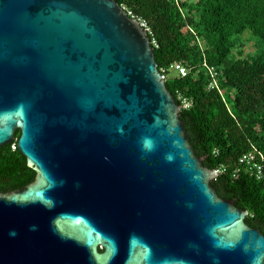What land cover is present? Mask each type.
I'll return each instance as SVG.
<instances>
[{
	"label": "water",
	"instance_id": "water-1",
	"mask_svg": "<svg viewBox=\"0 0 264 264\" xmlns=\"http://www.w3.org/2000/svg\"><path fill=\"white\" fill-rule=\"evenodd\" d=\"M179 110L114 0H0V147L35 172L0 194V264H264Z\"/></svg>",
	"mask_w": 264,
	"mask_h": 264
},
{
	"label": "trees",
	"instance_id": "trees-1",
	"mask_svg": "<svg viewBox=\"0 0 264 264\" xmlns=\"http://www.w3.org/2000/svg\"><path fill=\"white\" fill-rule=\"evenodd\" d=\"M114 1L147 23L157 69L173 63L188 68L184 77L169 72L164 83L180 107L188 143L204 168H225L210 187L219 199L246 211L244 223L264 236V0ZM203 62L216 69L217 88H208ZM13 135L0 147V194L35 178L17 150L19 130ZM252 148L263 156V177L247 172L232 177L238 158Z\"/></svg>",
	"mask_w": 264,
	"mask_h": 264
},
{
	"label": "built area",
	"instance_id": "built-area-1",
	"mask_svg": "<svg viewBox=\"0 0 264 264\" xmlns=\"http://www.w3.org/2000/svg\"><path fill=\"white\" fill-rule=\"evenodd\" d=\"M125 11L131 19H134L137 22L138 26L144 32L145 36L149 40V45H150L151 49H152V47L156 48L155 39H154V37L151 33V30L148 27L147 23L143 19H140V18L132 15L131 12H129L127 10H125ZM202 66L209 76L208 88L209 89L217 88L218 73H217L216 69L212 66L207 65L205 62H203ZM169 72H174L177 75H179L180 77H184L188 73V68L185 67L184 65H182L181 63H173L168 68H162L160 70L158 69L159 78L164 83L168 79ZM181 104H182L183 108H186L189 103H188V101H186L184 99L181 101ZM262 160H263L262 154L257 149L252 148V150L242 154L238 158L237 167L231 173V176L236 177L238 175V173L247 172V173H250L251 175H253L256 179H261L263 177ZM211 171H213V174H214V177L212 179L216 178L219 175H223L226 173V170L224 167H218V168L211 170Z\"/></svg>",
	"mask_w": 264,
	"mask_h": 264
},
{
	"label": "rangeland",
	"instance_id": "rangeland-1",
	"mask_svg": "<svg viewBox=\"0 0 264 264\" xmlns=\"http://www.w3.org/2000/svg\"><path fill=\"white\" fill-rule=\"evenodd\" d=\"M172 75H173V73H172Z\"/></svg>",
	"mask_w": 264,
	"mask_h": 264
}]
</instances>
